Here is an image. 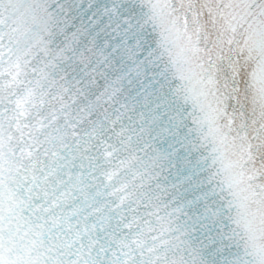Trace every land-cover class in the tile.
<instances>
[{
  "label": "snow or ice",
  "instance_id": "6c2138e0",
  "mask_svg": "<svg viewBox=\"0 0 264 264\" xmlns=\"http://www.w3.org/2000/svg\"><path fill=\"white\" fill-rule=\"evenodd\" d=\"M144 4L154 16L140 0L109 6L108 26L100 11L70 24L58 0H0V77L27 87L19 118L55 88L76 137L104 159L128 157L139 209L121 210L136 231L121 229L110 259L85 241L87 227L67 238V189L36 202L49 177L25 167L36 153L17 151L0 113V264H264V0ZM117 26L128 38L113 42L105 33ZM68 60L74 82L55 81L50 70Z\"/></svg>",
  "mask_w": 264,
  "mask_h": 264
}]
</instances>
